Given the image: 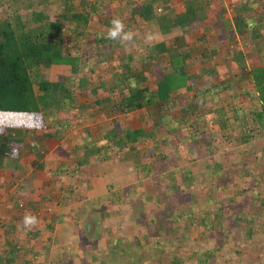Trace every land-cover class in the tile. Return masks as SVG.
Returning a JSON list of instances; mask_svg holds the SVG:
<instances>
[{"label":"rangeland","instance_id":"374dc122","mask_svg":"<svg viewBox=\"0 0 264 264\" xmlns=\"http://www.w3.org/2000/svg\"><path fill=\"white\" fill-rule=\"evenodd\" d=\"M25 1H32L33 6H24ZM67 1L79 11L93 12L87 25L61 17L66 0H0V19L12 17L16 12L25 19L33 10H42L50 20H62L65 53L91 58V64L79 75L86 74L94 85H89L82 95L79 86L73 85L79 102L92 97L91 88L102 85L104 80L106 86L97 94L110 96L112 103L121 104L123 93L111 90L115 84L113 69L131 53L136 59L145 58L150 63L142 65L146 68L147 79L142 86L147 87L144 93L148 101L151 91L158 86L159 74L174 69L170 53L179 50L189 54L185 62L186 81L173 92V105L149 101L143 108L125 112L105 109L106 131L116 128L123 135L134 129L132 123H138L154 134L140 147L156 152L150 181L161 191L146 209L147 218L153 213L155 217L147 221L150 228L140 227L142 235L137 238H142L141 244L134 238L131 247H123L133 239L130 241L126 236L115 239L110 233L94 239L81 238L80 243L71 240L67 253L59 251L54 258L23 251L22 246L18 247L21 236L17 240L0 236V264H121L114 259L126 256L124 249L130 251L132 259L122 264H264V121L254 114L263 107L250 74L253 69L264 67V0ZM149 2L153 3L155 16L146 20L144 6ZM189 5L203 10V19L197 21V17L187 27L176 26L163 32L157 18H176ZM115 18L122 20L125 31H131L133 37L103 47L97 37L107 36ZM161 42L171 51L167 52ZM40 71L43 77L40 75L39 79L64 81H69L72 73L69 64H53ZM71 82L79 81L74 78ZM35 86L40 92L38 83ZM174 100L180 103L174 104ZM182 102H193L185 119ZM221 110L226 112V125ZM75 111L76 108H70L65 113ZM61 114L62 111L58 112L55 118ZM139 143L129 145L136 148ZM22 151L24 147H20ZM206 163L209 166L205 168ZM186 172L192 173V182H185ZM174 182L177 187H172ZM218 216L220 222H215ZM3 225L0 220V234ZM156 229H160V237ZM48 238L44 239L47 245L51 241ZM248 240L253 248L249 249V245L240 251L234 248L242 247ZM28 257L46 261L30 263Z\"/></svg>","mask_w":264,"mask_h":264},{"label":"crops","instance_id":"0c3cea01","mask_svg":"<svg viewBox=\"0 0 264 264\" xmlns=\"http://www.w3.org/2000/svg\"><path fill=\"white\" fill-rule=\"evenodd\" d=\"M75 108L56 118L0 110V220L5 224L0 236L16 240L21 236L18 247L34 256L54 258L67 253L71 240L77 243L110 233L115 239H133L123 244L129 248L155 217L153 213L147 218L146 209L161 191L150 181L156 152L141 149L146 139L133 149L107 150L109 140L112 143L103 126L107 110L88 115ZM143 126L132 123L133 128ZM26 214L38 217L28 229L23 227ZM46 237L51 240L48 245ZM246 245L253 248L249 240L233 247L240 251ZM37 260L46 261L28 257L30 263ZM114 260L129 261L126 256Z\"/></svg>","mask_w":264,"mask_h":264},{"label":"trees","instance_id":"16d2710c","mask_svg":"<svg viewBox=\"0 0 264 264\" xmlns=\"http://www.w3.org/2000/svg\"><path fill=\"white\" fill-rule=\"evenodd\" d=\"M65 4L64 10L61 12V17L63 19L76 22L77 25L83 22L84 26L91 20V14L93 12L79 11L76 5L67 0ZM26 5L33 6V3L32 1H25L24 6ZM153 7L152 2L144 6V18L146 20L154 18L155 14ZM96 8V5H94L92 10L95 12ZM29 15V17L24 19L21 14L16 12L12 14V17L0 19V110L39 112L43 113L45 117H52L57 115L60 111H67L76 106L88 115H95L96 112L100 113L105 109H115L125 112L143 108L149 101L156 102L160 105H171L173 92L178 90L179 86L185 84V62L189 54L176 49L178 50L177 52L172 51L170 53L174 69L172 72H161L159 74L157 81L158 86L151 91L150 98L147 101V95L144 93L147 87L144 88L142 86V83L147 79L146 68L143 66L144 64L149 65L150 63H147V59L145 58H141L140 60L136 59L134 53H131L126 59H122L119 66H114L115 68L113 69L115 84L112 86L111 90H118L123 93L121 104L112 103L110 96H99L97 94L99 88H104V86H106L104 80L101 81L102 85H95L91 88L94 94L92 97L88 98L85 102H79V95L75 92L73 85L79 86L81 89L79 94L82 95L86 94V89L89 85L93 84L86 74L83 76L79 75L84 67L91 64V62H89L91 58L85 56L77 57L70 53H65L66 44L63 37V22L61 19L57 21L50 20L48 15L42 10H33ZM202 16H204L203 10L189 5L187 9L179 13L176 18L160 16L157 19L159 20L162 31L167 33L176 26L187 27L191 22H194L197 17H199L197 21H201V19H203ZM31 23H37V25L27 28L26 25ZM238 24V28L241 31L243 24L242 22ZM83 32L84 31H81L79 33ZM97 41L102 43L103 47H111L114 45L115 40H110L107 36H98ZM160 45L165 47L164 49H166L167 52L171 51L170 47L166 46L165 42H161ZM240 62L242 65L245 64L243 61ZM135 63H137V65H135ZM53 64L71 65L72 73L68 77L69 81L51 80L47 77L39 79L40 75L42 76L40 69L43 67L49 68ZM138 65H141V67L137 68ZM213 72L214 71L211 73ZM250 74L255 83V90L259 92L258 99H260L263 107L262 111H254V114L255 117L263 123L264 67L253 69ZM74 78L78 79L79 84L71 82ZM36 83H38L40 92L36 90ZM206 87L205 91H207L209 86ZM175 103L180 102L174 100V104ZM182 103H184V106H182V118H184L193 102L190 104H186L185 102ZM102 104L104 105L102 106L103 109L99 107V105ZM89 110H93V112ZM220 113L224 119L226 116L225 110H221ZM226 119L227 118L224 119L223 125H226L228 121ZM107 134H111L112 137L109 138ZM105 135H107L109 139H112V143L111 140H109L107 144V150L114 147L118 149H123L125 147L133 149L134 146H130V142L134 143L154 136L153 132L145 130L144 127L126 130L123 135L114 128L110 131H106ZM194 142L199 141L194 139ZM184 177L186 183L192 182L190 173L186 172ZM177 185L178 184L175 183L172 187H177ZM218 217L217 220H214L215 222H220V216ZM201 223L206 224L205 221ZM163 226L164 225L161 224L160 227L162 228ZM159 232L160 229L155 230L157 235L160 234ZM161 239L162 238L158 241ZM137 240V242L141 244L142 238H137ZM138 247L145 246L140 245ZM123 253L126 255L127 260L130 261L132 259L130 251L128 252L124 249ZM119 262L122 264L123 260ZM174 263L178 262L175 261Z\"/></svg>","mask_w":264,"mask_h":264},{"label":"clouds","instance_id":"9594fccd","mask_svg":"<svg viewBox=\"0 0 264 264\" xmlns=\"http://www.w3.org/2000/svg\"><path fill=\"white\" fill-rule=\"evenodd\" d=\"M133 37L131 31H125V25L121 19L115 18L111 21V27L107 32V38L110 40L128 41ZM151 39V37H149ZM38 223V217L34 214H26L23 217V227L28 229Z\"/></svg>","mask_w":264,"mask_h":264},{"label":"built area","instance_id":"2783aa9c","mask_svg":"<svg viewBox=\"0 0 264 264\" xmlns=\"http://www.w3.org/2000/svg\"><path fill=\"white\" fill-rule=\"evenodd\" d=\"M248 131L250 132L251 131V128H249Z\"/></svg>","mask_w":264,"mask_h":264}]
</instances>
